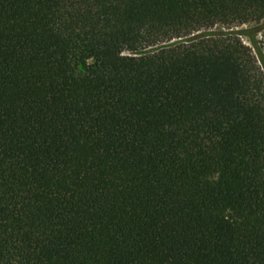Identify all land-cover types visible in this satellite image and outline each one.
I'll use <instances>...</instances> for the list:
<instances>
[{
  "label": "trees",
  "instance_id": "trees-1",
  "mask_svg": "<svg viewBox=\"0 0 264 264\" xmlns=\"http://www.w3.org/2000/svg\"><path fill=\"white\" fill-rule=\"evenodd\" d=\"M0 264H264V0H0Z\"/></svg>",
  "mask_w": 264,
  "mask_h": 264
},
{
  "label": "rangeland",
  "instance_id": "rangeland-1",
  "mask_svg": "<svg viewBox=\"0 0 264 264\" xmlns=\"http://www.w3.org/2000/svg\"><path fill=\"white\" fill-rule=\"evenodd\" d=\"M258 26H260V25H258ZM244 27H246V25H243V26H235V27H233L231 29L239 30L240 28H244Z\"/></svg>",
  "mask_w": 264,
  "mask_h": 264
}]
</instances>
